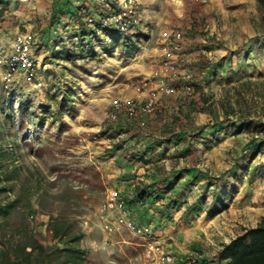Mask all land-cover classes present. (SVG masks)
<instances>
[{"label": "rangeland", "instance_id": "1", "mask_svg": "<svg viewBox=\"0 0 264 264\" xmlns=\"http://www.w3.org/2000/svg\"><path fill=\"white\" fill-rule=\"evenodd\" d=\"M175 4L176 9L187 5L183 0ZM254 4L253 1L244 4L248 5L245 11L248 15L246 19L250 21L255 31L264 33V5L260 6L263 15L259 16L261 12L258 11V7L257 14L251 9ZM167 5L166 0H154L143 15L141 11L140 30L145 37L138 44L139 48L133 49L130 54L120 46H110L111 39L106 41L108 36H103L101 32L97 33L93 43L87 40V48L93 46L96 55L94 59H83L76 65L67 61L63 64L59 62L55 66L49 63L46 68L41 65L34 80H29L24 71L20 70L11 82H6V68L0 65V136L5 144L13 145L14 134L17 132L19 140V148H16L17 157L22 169L17 182L9 185L15 191L10 196L14 197L25 184L39 185L41 188V197L33 199L37 213L26 220L24 206L20 205L8 219V235L13 236L17 231L23 230L28 223L30 229L40 237L41 242L50 245L51 238L48 233L50 216H64L74 221L76 228L83 233L81 246L89 251L90 264H141L144 251V240L141 237L122 225H117L112 235L106 234L103 230L100 205L106 198L107 191L116 188V184L120 186L126 179L124 176H113L111 172L118 163L114 156L121 150L115 146L118 143L117 139L111 138L109 133L126 122L121 120L112 123L108 120V114L113 109L114 100H131L137 87L144 81L152 79L164 57L165 49L171 50L175 56L174 71L177 75L174 77L169 74L165 77L167 83L176 89L175 96L183 103L185 101L184 105L194 109L199 105L192 106L193 101L202 103L196 88L191 95L185 93V82L182 78L189 75L192 83L196 84L194 82L196 75L190 65L194 57L192 54L198 51L195 44L189 46V41L195 36V33L190 31L192 18L185 13L171 15V11L166 9ZM25 7L21 8L24 14L29 12L28 7ZM174 28L181 30L185 35L182 43H185L188 49L184 58L175 49L177 43L172 39H166V33ZM27 29L20 28L18 33H26ZM257 38L258 36L247 37L242 43L249 44ZM234 43L241 45L240 42ZM261 45L262 49L254 51L253 58L249 59L248 74L226 75V81L222 82L217 91L206 89L204 92L205 95H214L212 103L222 114V119L225 111L233 110L236 113H231L230 121L236 122L239 117H243L251 124V128L245 132L244 138L247 139L245 144L238 142V137L235 139L246 159L240 166L241 173L245 172L246 165L252 167L255 163L264 171V144L261 142L264 141V42ZM11 51L12 48H3L0 57L9 55ZM210 52L207 51L203 56L213 55H210ZM53 54L51 52L48 57H53ZM245 55L246 51L241 55V59H244ZM219 73L220 77H223V72ZM138 99L140 101L143 98ZM171 99L173 96L161 95L159 110L149 120V127L156 121L159 113L163 115L165 110L174 108ZM61 104L64 105L62 109ZM47 106H51L49 112L44 110ZM200 110L192 117L194 125L196 121L198 122L195 129L198 130L205 125V129L196 137L199 147L194 148L195 152H191L190 155L188 151L184 152L182 157L185 166L190 164L199 170L197 179L194 180L195 185L190 187L194 189L195 211L200 218H213L219 214V221L223 219L228 221L224 216L230 213L233 201L227 200L228 207H225L222 200L216 203L214 182L209 184L212 175L216 174L221 175L220 186L223 185L225 178L222 177V170L226 167L224 161L228 157V152L214 147L215 138L206 127L209 122L206 116L200 114ZM164 115L174 116L169 113ZM11 116L15 124L22 122V126L13 128ZM190 119L187 118L188 121ZM221 124L223 125V121ZM147 128L144 130H148ZM252 138H256L257 144L261 145L255 159H252L253 152L250 147ZM219 195L225 197V192H219ZM216 226L219 227L215 221L208 226L210 234H214L211 230L216 229ZM235 229L239 230L236 227ZM231 234L232 232L229 234L224 232L223 235H218L220 245L225 244ZM205 238L199 241V245L190 247L192 254L189 253V259L182 264H213L214 258L204 253L210 250L208 247L210 242H207V237ZM154 239H158L156 234ZM170 241L164 239L163 243L169 244Z\"/></svg>", "mask_w": 264, "mask_h": 264}, {"label": "crops", "instance_id": "2", "mask_svg": "<svg viewBox=\"0 0 264 264\" xmlns=\"http://www.w3.org/2000/svg\"><path fill=\"white\" fill-rule=\"evenodd\" d=\"M108 1L112 2V0ZM136 1L143 15L144 11L152 6L154 0ZM183 1L188 5H186V10L185 6L176 9V0H166L168 3L166 9L171 11V15L185 13L192 18L190 31L195 33V36L189 41V46L195 44L198 46V51L192 54L194 57L190 65L196 75L194 82L199 86L197 90L200 94L199 99H201L206 89L217 91L222 86V82L226 81V75L244 76L248 74L250 61L239 58L237 63H232L230 59L234 53L238 52L242 55L250 45H254L253 42L242 43L247 37L258 36L255 41L259 42L258 49H262L264 33L255 31L250 21L246 19L248 15L245 14V11L248 5H244L246 2L253 1L255 4L251 6V9L254 14H257L259 0ZM23 6L28 7L29 12L24 14V11L21 10ZM79 7L88 14L87 18L101 11L107 12L104 0H0V52L3 53V48H12L14 36L20 28L24 27L28 28L26 34L32 36L34 40L33 55L40 62V67L43 65V68H46L49 63L54 66L59 62L63 64L64 60L60 58L61 53L75 42L77 35L82 30L79 19L75 16L80 10ZM262 15L259 13V16ZM86 26L93 28L88 24ZM106 41L110 40L106 39ZM234 42H240L241 45ZM175 49L184 58L188 47L185 43H177ZM205 50L206 52L211 51L210 55L213 54L206 55L211 61L227 57V60L225 59L223 62L227 67L232 64L236 65L232 68L234 73L232 70L228 72L227 69H219L217 71L218 81L207 88L200 81H204L208 71L199 68L205 59L203 56L206 54ZM51 52L54 53L53 57H48ZM219 71L223 72V77H220ZM174 96L170 101L174 104V108L164 111V114H174L173 117L159 113L156 121L151 123L150 127L148 126V130H143L139 135L136 134V130H131L130 133L121 136L122 140L130 139L133 136L135 139L129 140L125 147L114 156L118 160L116 165L121 168L115 166L111 172L114 174L113 176L126 178L120 186L116 184V188H119L126 198L132 197L140 182H142V187H148L146 203L142 206L136 203L131 205L134 219L141 225H150L155 230L157 240L177 257L176 264H182L186 259H189L188 254L192 251L190 247L199 245V241H202L203 237H207V242H210L208 243L210 250L204 253L214 258L216 251L225 244L246 229L256 227L261 222L264 218V171L256 163L249 171L245 170L244 173L239 171L246 159L235 139L238 137V142H244V144L247 142V139L244 138L245 131H241L238 135L235 134L240 122H225L222 118L223 125L221 121L214 122L212 117L202 110L203 103L193 101L192 106L199 105L194 109L184 105L185 101L183 103L178 96ZM139 97L140 95L136 91L131 99ZM199 109H201L200 114L206 116L209 122L207 131H217V135L215 134V139H213L214 147L228 152V157L224 161L226 167L222 170V177L225 178V181L220 186L219 180L216 188V190H220V193L225 192L227 200L233 201L230 213H226L224 216L228 221L224 219L219 221V214L213 218H200L195 211L194 189L190 187L195 185L194 180L197 179L199 170L190 164L185 166L182 157H184V152L188 151V155H190L191 152H195L194 148L198 149L199 147L198 140L194 138L195 132L198 131L195 129L198 122L196 121L194 125L192 118ZM187 118L191 119L188 121ZM227 125L229 128L226 131L224 127ZM138 142L141 144L139 143V145ZM148 147H151L145 154V159L149 160L148 164L139 159L132 160V152L137 153L140 150L145 152ZM220 176L215 174L212 175V178H220ZM213 182L215 181L213 180ZM214 221L219 227L216 226V229L211 230L214 232L212 235L209 233V227ZM224 232H228V234L232 232V234L225 244L220 245L218 235H223ZM164 239L171 241L169 244H164ZM204 240L206 241V238Z\"/></svg>", "mask_w": 264, "mask_h": 264}, {"label": "trees", "instance_id": "3", "mask_svg": "<svg viewBox=\"0 0 264 264\" xmlns=\"http://www.w3.org/2000/svg\"><path fill=\"white\" fill-rule=\"evenodd\" d=\"M264 5V0H259L258 11L260 6ZM79 12L75 16L79 19V24L82 28L81 33L77 35L75 42L66 48L60 58L64 61L70 62L76 65L80 60L83 59H94L96 56L93 51V46L90 49L87 48V40L94 42L97 37L99 28H88L87 16L88 14L83 12L79 7ZM84 25V26H83ZM103 36H108L111 39L110 46H120L127 54H130L133 49L139 48V43L145 37V34L141 30L128 35H120L117 31L110 30L108 28L103 29ZM254 45H250L249 49L246 50V55L243 57L246 61L252 59L254 51L256 52L259 47V42L253 41ZM258 46V47H257ZM89 50V51H87ZM251 56V57H250ZM241 58L240 53H234L231 56L230 61L237 63ZM227 60V57L222 59H214L211 61L207 56L201 63V67L208 71L206 78L202 85L209 86L214 82L218 81L217 71L219 69H227L233 71V64L228 66L223 62ZM243 59V60H244ZM229 61V62H230ZM193 86L198 89L197 84ZM214 95L201 96L203 103L202 110L207 112L213 119L214 122H220L222 114L214 107L212 100ZM61 104L60 109L63 108ZM45 112L51 110V106L44 108ZM235 114L236 111L227 110L223 114V120L225 122L230 121V116ZM42 116V115H41ZM25 114L23 116V119ZM12 127L19 125L15 124L14 118L11 116ZM53 120V118H52ZM55 120V119H54ZM49 120L47 119V122ZM239 127L236 129L235 134L238 135L241 131L247 132V129L251 128V124L243 117H239ZM227 124V123H226ZM35 125V123L33 124ZM134 125V126H133ZM126 126V127H125ZM207 127V125H206ZM229 126H225L224 129L227 131ZM205 129V125L199 128L194 134V138ZM131 130H136V134H141L143 129L135 127V123H128L119 125L115 128L114 132L109 131L111 138L118 139L116 148L122 150L129 140H134L135 136L130 139H123V134L130 133ZM211 136L215 138L217 131L211 130ZM204 134V133H202ZM10 135V134H8ZM11 136V135H10ZM256 138L250 140V147L253 152L252 159H255L260 152L261 145L258 143ZM264 144V141H261ZM140 142H138L139 144ZM141 144V143H140ZM139 144V145H140ZM19 148L18 134H14V144L4 143L0 136V264H90V253L87 249L81 246V240L83 233L76 228V223L64 216H50L48 222V233L50 234V245H46L41 242L40 237L36 235L26 224L23 230L17 231L13 236L8 235L7 227L9 226L8 219L11 214L20 206H24L25 219L28 220L30 217H34L37 213V209L33 205V199H39L41 197L40 186H32L25 184L15 193L14 197L10 194L14 191V188L10 187V184L17 182L18 178L22 174L21 166L18 163V151ZM151 148V147H150ZM149 147L144 152L143 150L137 153H131L132 160L139 159L143 163L148 164L149 160L145 159V154L149 152ZM247 152V151H246ZM248 153V152H247ZM251 167L246 165L245 170L249 171ZM214 182V196L216 203L222 200L225 207L229 206L227 199L224 196H220L219 192H216L220 178H212ZM142 182L137 185L135 192L132 197H125L126 202L131 206L136 203L140 206L146 203L148 192L147 186L142 187ZM13 190V191H12ZM213 264H264V218L256 227L246 229L243 233L237 235L229 243L225 244L215 254Z\"/></svg>", "mask_w": 264, "mask_h": 264}, {"label": "built area", "instance_id": "4", "mask_svg": "<svg viewBox=\"0 0 264 264\" xmlns=\"http://www.w3.org/2000/svg\"><path fill=\"white\" fill-rule=\"evenodd\" d=\"M79 1V0H77ZM107 12L101 11L90 15L87 24L93 28L117 31L120 35H128L140 30L141 10L136 0H104ZM166 39H172L176 43L185 40L184 33L179 29H171L166 33ZM109 40V37L107 38ZM34 40L26 33H17L13 40L12 51L9 55L0 57V65L6 68L5 80L11 82L15 75L23 70L29 80L36 78V72L40 62L33 55ZM175 56L171 50L165 49L161 66L152 75V79L144 81L136 89L142 100L131 99L113 101V109L108 114V120L112 123H135L139 129H146L149 120L159 110L161 95L174 96L176 89L169 85L165 77L169 74L176 77L174 71ZM184 91L191 95L195 91L191 77L184 75ZM100 213L103 221V230L112 235L117 225L125 226L129 231L144 240V251L141 264H176L175 256L167 250L158 240L154 239L155 230L150 225H141L134 219V212L126 202L125 196L119 188L107 191L106 198L100 205Z\"/></svg>", "mask_w": 264, "mask_h": 264}, {"label": "clouds", "instance_id": "5", "mask_svg": "<svg viewBox=\"0 0 264 264\" xmlns=\"http://www.w3.org/2000/svg\"><path fill=\"white\" fill-rule=\"evenodd\" d=\"M180 2V0H177V3H179Z\"/></svg>", "mask_w": 264, "mask_h": 264}]
</instances>
